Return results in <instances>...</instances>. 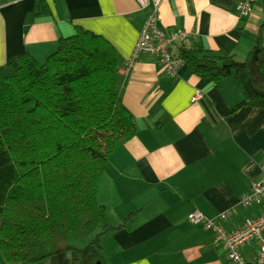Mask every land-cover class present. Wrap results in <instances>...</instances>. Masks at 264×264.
Listing matches in <instances>:
<instances>
[{
    "label": "crops",
    "instance_id": "crops-1",
    "mask_svg": "<svg viewBox=\"0 0 264 264\" xmlns=\"http://www.w3.org/2000/svg\"><path fill=\"white\" fill-rule=\"evenodd\" d=\"M240 1L162 0L159 26L194 31L186 46L198 41L244 61L264 38V0H254L246 17L238 12ZM152 10V3L142 7L138 0H0V67L24 51L45 62L77 26L111 42L122 103L137 128L112 152L99 182L98 201L110 222L121 225L103 235L108 264H235L214 231L192 224L188 214L199 209L215 217L233 209L222 222L229 232L264 211V202L240 203L262 176L264 108L230 112L242 99L234 78L209 83L187 64L174 77L153 54H143L125 72ZM197 90L202 96L194 100ZM241 252L254 259L257 244ZM69 257L63 252L36 263L9 262L0 249V264H65Z\"/></svg>",
    "mask_w": 264,
    "mask_h": 264
},
{
    "label": "trees",
    "instance_id": "trees-1",
    "mask_svg": "<svg viewBox=\"0 0 264 264\" xmlns=\"http://www.w3.org/2000/svg\"><path fill=\"white\" fill-rule=\"evenodd\" d=\"M117 53L102 35L77 26L45 62L24 51L0 67V249L6 261L36 263L69 252L65 264H106L101 238L121 225L110 222L98 201L99 182L112 152L137 128L120 96ZM176 54L206 82L236 80L242 99L230 112L264 108L262 36L244 61L198 41L181 44ZM89 237L84 247L71 243Z\"/></svg>",
    "mask_w": 264,
    "mask_h": 264
},
{
    "label": "built area",
    "instance_id": "built-area-1",
    "mask_svg": "<svg viewBox=\"0 0 264 264\" xmlns=\"http://www.w3.org/2000/svg\"><path fill=\"white\" fill-rule=\"evenodd\" d=\"M142 7L153 5L152 12L148 15L140 30L132 54L125 62L124 71H128L143 54H153L164 65L172 76H178L180 68L186 64L185 59L173 52V47L178 44H188L194 38V31L183 28L165 30L159 26V6L162 0H138ZM254 0H241L237 9L242 17H246L253 9ZM202 96L197 90L193 96L198 100ZM262 176L253 181L249 192L242 195L240 203L244 206L260 205L264 202V162L261 164ZM234 210L228 209L220 212L215 217L206 215L199 209L189 212L188 220L194 225H204L214 231L216 240L221 242L227 250L228 257L235 264H264V211L256 217L247 218L235 230L227 232L222 222L227 220ZM257 242L258 252L254 259L246 260L241 247L251 242Z\"/></svg>",
    "mask_w": 264,
    "mask_h": 264
},
{
    "label": "rangeland",
    "instance_id": "rangeland-1",
    "mask_svg": "<svg viewBox=\"0 0 264 264\" xmlns=\"http://www.w3.org/2000/svg\"><path fill=\"white\" fill-rule=\"evenodd\" d=\"M42 63V61H40ZM204 226V225H203ZM205 227V226H204ZM206 228V227H205ZM90 241V237L89 238H84V239H80V240H75L73 238H71V243H73L74 245H76L77 247H84L86 246ZM101 243H102V247H103V236L101 238ZM105 249V250H104ZM103 249V255H104V259L106 261V264H108L107 260H108V248L105 246V248Z\"/></svg>",
    "mask_w": 264,
    "mask_h": 264
}]
</instances>
